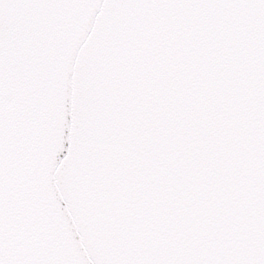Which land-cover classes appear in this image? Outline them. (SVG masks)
Instances as JSON below:
<instances>
[{
  "label": "snow or ice",
  "instance_id": "obj_1",
  "mask_svg": "<svg viewBox=\"0 0 264 264\" xmlns=\"http://www.w3.org/2000/svg\"><path fill=\"white\" fill-rule=\"evenodd\" d=\"M0 264H264V0H0Z\"/></svg>",
  "mask_w": 264,
  "mask_h": 264
}]
</instances>
